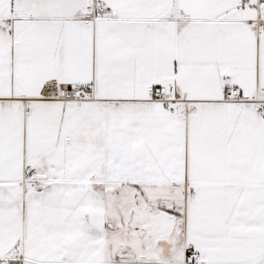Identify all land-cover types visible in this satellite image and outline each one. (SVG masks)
Masks as SVG:
<instances>
[{
  "label": "snow or ice",
  "instance_id": "1",
  "mask_svg": "<svg viewBox=\"0 0 264 264\" xmlns=\"http://www.w3.org/2000/svg\"><path fill=\"white\" fill-rule=\"evenodd\" d=\"M0 264H264V0H0Z\"/></svg>",
  "mask_w": 264,
  "mask_h": 264
}]
</instances>
